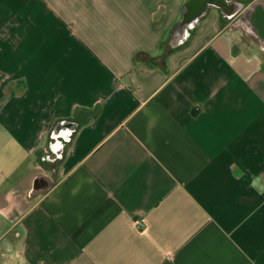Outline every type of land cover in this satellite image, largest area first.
I'll use <instances>...</instances> for the list:
<instances>
[{"label":"crops","instance_id":"0c3cea01","mask_svg":"<svg viewBox=\"0 0 264 264\" xmlns=\"http://www.w3.org/2000/svg\"><path fill=\"white\" fill-rule=\"evenodd\" d=\"M192 2L0 0V264H264V0Z\"/></svg>","mask_w":264,"mask_h":264},{"label":"flooded vegetation","instance_id":"af4514ba","mask_svg":"<svg viewBox=\"0 0 264 264\" xmlns=\"http://www.w3.org/2000/svg\"><path fill=\"white\" fill-rule=\"evenodd\" d=\"M209 1H212V2H215L217 4H220V7L223 11H227L230 7H235L237 8L238 6L239 7H243V5L245 6L244 8H240V11L239 13L242 14L241 17L249 14L252 12V8L256 9L258 12H259V9L263 8V5L258 2V0H250V3L246 2L245 0H209ZM200 1L198 0H194V5H196V7H198L200 4H199ZM210 3V2H209ZM251 6L248 10L245 11V9L247 7ZM206 10V7L205 9ZM257 15V14H256Z\"/></svg>","mask_w":264,"mask_h":264},{"label":"water","instance_id":"95a60500","mask_svg":"<svg viewBox=\"0 0 264 264\" xmlns=\"http://www.w3.org/2000/svg\"><path fill=\"white\" fill-rule=\"evenodd\" d=\"M199 2V6L196 8L195 6V12L190 13L191 16H197L198 14H200L205 7H207V5L209 4V0H198ZM194 0L192 2V6H193ZM65 128L67 129V131L65 132V134H70L73 130H75L77 128V124L75 122H66V123H59L55 129V136L54 139H57V137L61 134L62 130H65Z\"/></svg>","mask_w":264,"mask_h":264},{"label":"rangeland","instance_id":"374dc122","mask_svg":"<svg viewBox=\"0 0 264 264\" xmlns=\"http://www.w3.org/2000/svg\"><path fill=\"white\" fill-rule=\"evenodd\" d=\"M219 5L220 4L211 1L210 4L206 7V10H211L212 8L217 7Z\"/></svg>","mask_w":264,"mask_h":264}]
</instances>
